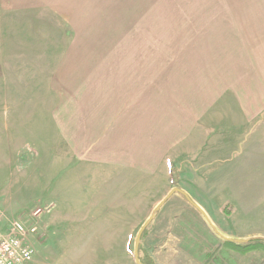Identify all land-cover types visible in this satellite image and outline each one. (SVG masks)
<instances>
[{
	"label": "rangeland",
	"instance_id": "1",
	"mask_svg": "<svg viewBox=\"0 0 264 264\" xmlns=\"http://www.w3.org/2000/svg\"><path fill=\"white\" fill-rule=\"evenodd\" d=\"M91 2L44 10V57L17 41L0 59V234L21 224L28 264H137L165 200L140 243L153 264L158 233L171 264L190 244L200 263L264 264L222 239H264V173L251 202L218 176L264 167V0Z\"/></svg>",
	"mask_w": 264,
	"mask_h": 264
},
{
	"label": "crops",
	"instance_id": "2",
	"mask_svg": "<svg viewBox=\"0 0 264 264\" xmlns=\"http://www.w3.org/2000/svg\"><path fill=\"white\" fill-rule=\"evenodd\" d=\"M79 1L82 2V0H0V59L5 57V52L12 51V49L16 47L15 45H17V41H20V42L23 41V43H26L25 48L29 47L32 49L34 53L35 52L36 54L40 53V58L44 57V10H52L55 13L62 14L61 11L63 10L80 9V6L77 5ZM100 1L110 2V0H100ZM117 1L120 2L122 0H117ZM84 4L86 5L88 9L93 8V3L91 2V0H84ZM126 9H128V5ZM22 27H23L24 34H22L21 32ZM20 33H21V36H20ZM261 162H262V159L260 157H256V156L249 157L247 160V163H251L249 169L243 166L241 169L239 168L240 164L235 162L234 168L231 169L225 166L224 169L222 170V173L220 172L218 176L220 178L226 172L225 175H227L228 178H227V182L224 184L228 185L230 183L231 177L235 178L237 177V175H239L240 177L239 180H241V182L239 183V186L241 185L243 186V189L246 188L248 190L249 192L248 201L251 202L253 201L251 200V196L253 193L252 187L253 185H255V182L259 178V175L264 173V167H262ZM107 165L111 166V163L107 162ZM245 170H248V171H245ZM192 200L195 203V200L194 199ZM200 208L202 209V213H200L198 210L197 211L201 217L205 218L207 222V219H210L211 214H208V212L204 210V207L203 208L200 207ZM174 217H175V221H177L178 218L179 219L181 218V220L178 221L179 223H183V224L186 223V225L187 223L188 224L193 223V221L187 220L188 217H193L192 210L191 211L184 210L182 215L179 216L177 213V215L175 214ZM194 223L197 224V221L194 220ZM179 228H183V227H179ZM179 228L176 226L175 229L172 228L171 230H167L164 233H166L168 236L171 233H173V235L176 236L175 230H178ZM158 234L150 236L151 240L158 239L157 243L159 246V250L155 253V255L152 256L153 260L155 264H171L169 263V261H171L170 259L173 256V254L170 252L171 250L170 248L172 247V242H171L172 240L169 239L167 243L166 240H164L162 236H158ZM206 236L209 237L210 240L212 239V242L214 238H217L210 229H208V231L206 229ZM226 238L233 239V240L242 239V238H235V236H231V235H229ZM247 239L250 240L253 238L250 237ZM247 239L244 238L243 240H247ZM220 245L215 243L216 247H219ZM192 247L193 245L190 244L188 246V251H186V253L184 254L186 257L187 263L188 264H208L207 259L208 257H210V254H208L207 252L205 260L203 261V263H200L197 261V258L194 257V254L191 253ZM174 252L178 253V251L176 250H174ZM167 260L169 261L166 262Z\"/></svg>",
	"mask_w": 264,
	"mask_h": 264
},
{
	"label": "built area",
	"instance_id": "3",
	"mask_svg": "<svg viewBox=\"0 0 264 264\" xmlns=\"http://www.w3.org/2000/svg\"><path fill=\"white\" fill-rule=\"evenodd\" d=\"M21 227L20 223L14 222L6 235L0 234V264H28L32 261V253L23 243Z\"/></svg>",
	"mask_w": 264,
	"mask_h": 264
},
{
	"label": "trees",
	"instance_id": "4",
	"mask_svg": "<svg viewBox=\"0 0 264 264\" xmlns=\"http://www.w3.org/2000/svg\"><path fill=\"white\" fill-rule=\"evenodd\" d=\"M181 195L185 198V200L188 203H190L191 205L193 204V200L185 192L182 193ZM151 224L144 231L142 238H141V243L143 242V239L146 238ZM222 239L224 240L226 245L229 244L226 248L234 252H237V253L247 254V252L256 251L257 249H260L261 251L264 250V239L263 238H253L244 243H239L236 240L228 239L224 237H222ZM139 258L142 264H153V262L150 260V258L148 257L147 253L145 252L141 244L139 247Z\"/></svg>",
	"mask_w": 264,
	"mask_h": 264
},
{
	"label": "water",
	"instance_id": "5",
	"mask_svg": "<svg viewBox=\"0 0 264 264\" xmlns=\"http://www.w3.org/2000/svg\"><path fill=\"white\" fill-rule=\"evenodd\" d=\"M182 194L184 193L183 190L181 189H178V188H174L172 189V191L169 193V195L167 196V198H170L172 197L174 194ZM166 198V199H167ZM165 203V200L163 202H161L157 207L156 209L154 210L153 214L151 215V217L147 220V222L143 225V227L141 228V230L139 231L138 235H137V238H136V243H135V251H134V255H135V260H136V263L137 264H142L140 262V259H139V246H140V243H141V237L144 233V231L148 228V226L152 223L153 219L155 218L156 216V213L159 212L161 210V208L163 207ZM194 208H196L200 213H202V209L196 205L195 203L192 204ZM237 242L239 243H244L246 242V240H237Z\"/></svg>",
	"mask_w": 264,
	"mask_h": 264
}]
</instances>
